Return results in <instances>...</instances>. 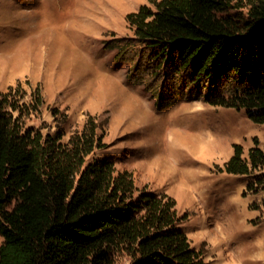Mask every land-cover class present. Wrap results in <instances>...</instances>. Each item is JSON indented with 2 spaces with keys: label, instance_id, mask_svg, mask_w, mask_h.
I'll use <instances>...</instances> for the list:
<instances>
[{
  "label": "trees",
  "instance_id": "trees-1",
  "mask_svg": "<svg viewBox=\"0 0 264 264\" xmlns=\"http://www.w3.org/2000/svg\"><path fill=\"white\" fill-rule=\"evenodd\" d=\"M147 1L125 15L133 36L108 48L129 62L127 80L145 84L155 110L203 100L264 124V0ZM20 89L0 90V264H115L118 253L129 264H205L173 196L138 189L107 156L90 158L107 146L104 123L89 114L66 141L61 129L28 127L44 99L39 85L29 102ZM254 142L246 156L234 143L222 170L264 167V135L262 146ZM262 188L264 177L246 185Z\"/></svg>",
  "mask_w": 264,
  "mask_h": 264
},
{
  "label": "rangeland",
  "instance_id": "rangeland-1",
  "mask_svg": "<svg viewBox=\"0 0 264 264\" xmlns=\"http://www.w3.org/2000/svg\"><path fill=\"white\" fill-rule=\"evenodd\" d=\"M143 3L0 0V90L19 83L29 102L39 85L44 103L26 126L61 129L63 141L95 115L107 146L90 158L107 156L116 169L132 173L138 189L173 196L178 215H187L179 225L205 264H264V188L246 190L264 177V167L249 175L222 170L234 143L244 156L254 140L262 146L264 124L251 121L245 109L203 100L155 110L145 84L127 80L129 62L108 48L113 38L133 36L125 15ZM114 263L129 264L130 257L118 253Z\"/></svg>",
  "mask_w": 264,
  "mask_h": 264
}]
</instances>
